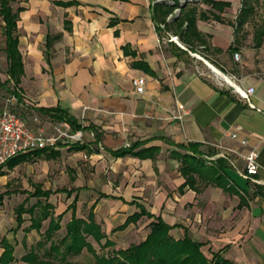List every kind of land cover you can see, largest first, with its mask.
I'll return each instance as SVG.
<instances>
[{
    "label": "crops",
    "instance_id": "crops-1",
    "mask_svg": "<svg viewBox=\"0 0 264 264\" xmlns=\"http://www.w3.org/2000/svg\"><path fill=\"white\" fill-rule=\"evenodd\" d=\"M216 1L230 6L218 13L205 0L186 5L197 9L195 28L205 44L181 40L174 23L165 27L155 0L11 1L14 10L21 7L16 33L22 74L16 85L7 74L0 18V82L20 98L14 94L13 106L25 117L56 122L38 109H59L85 127L80 144L87 148L74 155L87 153L92 180L114 176L113 192L99 191L91 204L94 219L101 200L113 205L108 227H114L110 213L117 227L143 207L173 226V238L186 230L208 259L217 253L232 264H264V43L248 46L249 35L234 32L236 0ZM170 35L177 42H169ZM139 76L146 81L142 93L132 85ZM223 77L242 89L253 87L249 101ZM236 127L246 146L229 137ZM135 143L137 150H156L148 158L114 155ZM175 144H197L212 162L224 158L229 188L199 185L196 192L183 186L171 153L185 151ZM227 148L258 152L257 173L246 175L243 161ZM144 219L148 226L152 219L142 217L116 232H131Z\"/></svg>",
    "mask_w": 264,
    "mask_h": 264
},
{
    "label": "trees",
    "instance_id": "trees-1",
    "mask_svg": "<svg viewBox=\"0 0 264 264\" xmlns=\"http://www.w3.org/2000/svg\"><path fill=\"white\" fill-rule=\"evenodd\" d=\"M11 1L14 0H0V18L4 23L2 26L3 35L5 36V47L3 50L8 62L7 74L16 85L19 83V77L22 74V60L18 50V35L16 33L17 13L21 10V7L14 10L10 6ZM205 1L218 13L230 6V3L226 1ZM254 1L257 0H242L239 13L236 15L234 24H232L234 32L241 30L242 26L252 14V2ZM153 9L158 20L165 27H168L170 23H174L176 30L180 32L181 40L185 41L186 37H192L197 43L205 44L203 37L200 36L195 28L197 16L195 6L188 7L185 5L180 7L178 16L172 22L167 21L166 17L173 11L174 6L155 0ZM199 16L206 19L202 14H199ZM212 17L217 21L221 20L219 15L212 14ZM253 39L255 40V45L260 46L262 40H264V23H262L259 29H255ZM9 93L16 94L14 91H9ZM17 99L20 100L18 96ZM38 111L55 121L64 120L69 122L73 129H85L76 119L66 115L59 109L42 108L38 109ZM139 146L140 143H135L128 147H123L114 151V155L130 154L138 158H148L156 150L155 147L137 150ZM174 146L177 149L185 151L184 153L178 151L171 153L179 161V171L184 177L183 186L188 185L196 192L200 191L199 185L203 187L213 185L223 189L229 188L224 158H217L214 162L207 160L204 155L197 151V144H175ZM69 148L78 151L87 147L80 143H74ZM187 151H190V153ZM59 155L58 148L37 150L18 155L19 159L16 161L13 160L12 163H8L9 160H12L11 158L6 163L0 165V175L4 174L5 164L9 168H13L15 165L35 157L45 156L46 158H56ZM32 186L33 191L31 192L25 190L18 191L17 189H6L4 192H0V203H2L6 195L18 192L26 194V198L13 209L15 215V226L12 228L13 236L25 222L24 215H28L29 217V225L22 228L24 233L31 231L40 233L43 228V222L47 221V226L41 233L44 240L37 242L35 246H31L21 256L20 260L25 264H77L67 261V257L79 255L83 250L93 254L96 262L99 264H232L222 259L217 253H213L211 259L206 258L201 251L202 243L193 241L186 230L182 238H173L170 234L173 226L165 223L160 217H156L147 212L143 207H139L138 211L127 216L125 221L121 225L113 228L111 232L121 231L129 224H135L142 217H147L152 220L148 224L149 232L144 240L138 243H131L125 249H113L111 255H98L88 238H91L98 244L100 249L113 246L114 242L107 238V235L101 230L100 224L95 221L93 205L90 207L86 218L77 217L75 214L76 194L73 201L62 213L55 214L54 206L48 201L51 191L43 190L41 184L36 183ZM76 190L75 188H62L56 192H62L70 196ZM30 198H35L36 202L31 205L28 204ZM67 211H71V215L65 227V235L58 242H53L52 237L61 228L60 221ZM104 239L105 241L102 243ZM46 240L49 241L47 248H45L44 243ZM0 247L2 249L0 253V264H12L15 261L14 245L3 236L0 240Z\"/></svg>",
    "mask_w": 264,
    "mask_h": 264
},
{
    "label": "rangeland",
    "instance_id": "rangeland-1",
    "mask_svg": "<svg viewBox=\"0 0 264 264\" xmlns=\"http://www.w3.org/2000/svg\"><path fill=\"white\" fill-rule=\"evenodd\" d=\"M235 7L231 10L232 15L236 17L241 8L242 0H236ZM253 12L249 16L246 23L242 26L241 30L245 31L249 37L246 39L249 41L248 46H253L255 40L252 37L255 29H259L264 23V0H257L252 2ZM17 4L14 5V9ZM235 22V19H232ZM2 36L0 34V40ZM264 43V41H262ZM1 46V45H0ZM9 93L6 91L5 87H2L0 82V107L5 103L6 98ZM14 107V106H13ZM17 112H19L27 121V124L34 129H42L46 134L54 132V125L56 122L50 120L38 119L33 120L34 115H23L22 111L18 107H15ZM30 117V118H29ZM29 118V119H28ZM60 155L56 158H46L45 156L35 157L23 161L13 168H9L6 164L4 166L3 175H0V192H4L6 189L18 191H33L34 184H41L43 190H50L51 194L48 201L54 206V213H62L66 207L73 201L74 196L77 194V200L75 202V214L77 217L86 218L91 204L94 199L98 198L99 191L113 192L114 186L112 185L113 177L110 179L105 176L103 178H96L92 180L91 171H93L92 166L89 163L87 153H85L86 158L83 157L84 154L74 155V151L71 148H66L61 146ZM28 157V156H27ZM19 159V156L12 158L8 163H12L13 160ZM110 170V165L108 164L105 168ZM109 181H111L109 183ZM81 187H86L82 189ZM77 189L70 196L62 192H56L58 189ZM26 198V194L21 192L12 193L6 195L0 203V240L5 236L14 245V257L15 261L12 264H25L20 258L24 255L31 246H35L37 242L43 241L44 237L41 233L47 226V221L43 222V228L40 233L31 231L29 233H24L22 228L29 225L28 215H24L25 222L22 224L21 228L16 231L13 236L12 228L14 224V212L13 209L16 205L21 203ZM43 201V199H41ZM36 202L35 198H30L28 204H34ZM113 205L109 201L101 200L98 203V209L96 211L95 221L101 220L100 226L101 230L107 235V238L114 242L113 246H108L100 249L99 245L96 244L91 238H88L89 242L92 244L95 252L98 255H111L113 249H125L129 244L136 243L142 239L145 232L147 231V220L140 221L136 227L127 233L123 232H111V230L118 224V220L113 216L114 213H110V220L114 227H108L105 223L107 218V212L112 210ZM118 213V212H117ZM71 211H67L61 221V228L56 231L52 237L53 242H58L65 235V227L70 220ZM104 218V219H103ZM103 219V220H102ZM98 222V221H97ZM102 224H105L102 226ZM129 240L131 242H129ZM105 239L102 240L104 243ZM45 248L49 246V241H44ZM2 249L0 247V253ZM67 261L75 262L77 264H99L96 262L93 254L88 253L83 250L81 254L68 256Z\"/></svg>",
    "mask_w": 264,
    "mask_h": 264
},
{
    "label": "built area",
    "instance_id": "built-area-1",
    "mask_svg": "<svg viewBox=\"0 0 264 264\" xmlns=\"http://www.w3.org/2000/svg\"><path fill=\"white\" fill-rule=\"evenodd\" d=\"M157 1L174 6L173 11L167 16V20H170L174 16L178 15L180 7L196 3L199 0ZM167 40L169 42H177V37L170 35ZM233 57L237 60L239 54L234 53ZM223 78L240 99L249 101L250 96L254 92L253 87L242 89L235 83L234 80L227 77ZM145 82V78L142 76L132 79V85L137 93L143 92ZM16 100L17 99L14 94H9L4 105L0 107V165L18 155L43 149H57L60 146L70 147L74 143L82 142L83 130L73 129L70 123L64 120L56 121L54 125V132L50 134H46L42 130L31 128L27 124L25 118L13 107ZM176 117L181 118L180 115H177ZM33 120H37V118L35 117ZM240 130V127H236L229 132V137L232 140H236L241 146H246L248 143L247 139L243 137L240 138L238 136ZM226 150L229 153H233L237 158L243 161L246 175L253 176L257 173L259 168L257 161L258 152L253 149L247 151L246 153L229 148ZM83 157L86 158V155L84 154Z\"/></svg>",
    "mask_w": 264,
    "mask_h": 264
},
{
    "label": "water",
    "instance_id": "water-1",
    "mask_svg": "<svg viewBox=\"0 0 264 264\" xmlns=\"http://www.w3.org/2000/svg\"><path fill=\"white\" fill-rule=\"evenodd\" d=\"M177 16V15H176Z\"/></svg>",
    "mask_w": 264,
    "mask_h": 264
}]
</instances>
